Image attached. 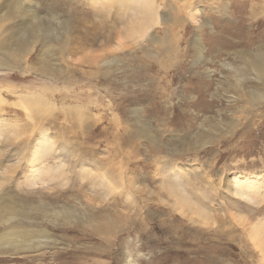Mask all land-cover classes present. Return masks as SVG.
<instances>
[{
	"label": "rangeland",
	"instance_id": "obj_1",
	"mask_svg": "<svg viewBox=\"0 0 264 264\" xmlns=\"http://www.w3.org/2000/svg\"><path fill=\"white\" fill-rule=\"evenodd\" d=\"M36 1L38 15L53 12L57 22L45 19L59 35L67 31V55L60 59L58 37L47 40L44 54L40 36L25 71L13 62L0 67V172L7 164L17 167L0 195L12 204L65 207L101 223L95 229L81 220L51 226L33 214V225L51 234L48 245L0 254V264H264L251 235L254 228L264 231V101L256 110L246 105L225 64L242 67L240 52L264 47V0H188L190 12L180 0ZM169 12L174 25L161 24ZM27 21L12 13L2 22L0 56L22 45ZM134 22L142 35L129 31L121 38ZM164 30L179 48L172 59L161 45L147 43ZM195 33L203 48L197 62ZM148 49L167 61L143 53ZM111 56L122 61L99 67ZM245 75L241 84L249 91L258 83L251 72ZM33 95L55 109L29 115L19 101ZM74 104L87 113L85 121L62 110ZM137 121L144 135L133 137ZM228 121L236 127L206 137L208 124L226 129ZM43 130L49 149L40 162L50 171L39 169L41 181L30 175L21 148L23 157L38 150ZM205 139L214 144L200 147ZM67 142L70 152L59 147ZM236 175L252 177L259 192L236 186Z\"/></svg>",
	"mask_w": 264,
	"mask_h": 264
},
{
	"label": "bare ground",
	"instance_id": "obj_2",
	"mask_svg": "<svg viewBox=\"0 0 264 264\" xmlns=\"http://www.w3.org/2000/svg\"><path fill=\"white\" fill-rule=\"evenodd\" d=\"M77 1H80V0H77ZM93 1L95 3L96 2L97 3L105 2V0H97V1L92 0V2ZM109 1H111V0H109ZM180 1H181V3L179 2L180 3L179 6H181V8L184 9L185 7H188L189 12L192 10V7H190L191 5H193V4H191L192 2L190 3V1L188 2V0H180ZM174 3H176V2H174ZM186 3L189 5L191 4V5L189 6ZM37 4H38V1H36V0H15V2H13V3H12V0H0V33H1V31L4 32V29H5V25L3 26L2 22L8 20V16L12 15V13L14 16H16L18 18L19 21L27 19L28 20L27 24L29 23V27H31V29L26 30L28 37L24 38L23 43L20 47H17L16 49L9 51L8 53H4L3 56H0V67L12 68L14 65L11 62H13L15 64V66H20V68L22 70L24 69V71H25V69L29 67V64L27 63L28 62L27 56L31 53V51L35 47V44L38 41V39L40 38V36H41L40 42L44 46H47L43 51L44 54L48 53L50 51L51 45H49L48 41H51L55 37H58L59 45L56 46V48L58 49V51L60 53V59L61 60L66 59L65 57L67 55V45H68L67 31H64L62 34L59 35V33H57V30L55 29L56 26H52L48 22V19H45V18L53 17V18H55V20L57 22V17H55L56 15H54L53 12H49L48 10H46V12L43 16L38 15V13L40 14V11H37V7H36ZM144 7H146V6H144ZM168 8L169 7H167V10H168ZM177 10H179V9H177ZM144 11H145V9H144ZM181 13H179L180 16H181ZM47 14H49L48 17H47ZM149 19H151V18H149ZM176 19L177 18L173 15V12H169L167 14H165V13L162 14L159 20H161L160 21L161 24L163 23L164 25L169 26L170 24L174 25L172 23H174ZM135 23L136 22H134V25H131L129 28L126 27L127 29L125 28L124 30H121L119 36L121 38H126V37H128V34H130L129 31L131 33H134V34H141L142 35V32H144V31H141L142 28L139 27L140 25H138V27H136L137 25ZM139 23H140V21H139ZM204 23H205V21H204ZM205 24L209 25L207 23V21ZM65 25H67L66 22H64L63 24H60L59 27L63 28V26H65ZM49 29L51 30V32L49 31ZM145 29H146V27H145ZM163 34H164V36L157 35L156 33L151 34V35L148 34V35H150V37L148 38L147 43L149 45H151V44L152 45H155V44L161 45V47H162L161 51H164V53L167 54L169 56V58H171L170 52L175 50L176 45H175V42H173L174 40L171 39L172 34L170 33V31L164 30ZM199 34L200 33H195L194 34L195 37L193 39L194 45H196L195 46L196 47V51H195L196 57L194 59L196 62L199 60V58L203 57V53H202L203 48L199 47V42H198V39L200 36ZM23 37L24 36H22L21 38H23ZM139 37H140V35H139ZM117 44L118 45H115V46H118V47L121 46L119 44V42H117ZM176 49H177L176 50V53H177L179 48H176ZM143 53L149 55V57L152 56L156 60H159V62L161 64L165 63V60L167 61V59H163L161 56H157L156 52H152L151 49L144 50ZM239 56L242 59V61H241L242 67L232 68L233 66L230 65L231 62L229 64L228 63H225V64L231 70V73L233 72V76L234 75L236 76V79H235L236 80V83H235L236 87H234V88L240 89L243 93V94L241 93L242 96L243 95H244L243 97L246 96L245 98H241V99H244V102H246V105L247 104L251 105L253 108L255 107L254 110H256L257 106L260 105L261 103H263V101H264V47H261L259 45L255 51L249 52V53L248 52H240ZM121 57L122 56H116V57L111 56V57H109V59H106L107 58L106 57V58L102 59L98 63V65H99V67L102 65L108 66L107 64H110L113 60L115 63L121 62L122 61ZM38 60L40 61V66H41L43 60L39 56H38ZM95 63H96V61H95ZM229 66H232V67H229ZM62 69L63 68L60 67V70H62ZM248 72H251L254 75L253 79H254V81H257L255 83H258V84L256 87L249 89V91H245L242 87L241 81L243 82L246 78H248V76L245 75ZM235 76H234V78H235ZM245 76H247V77L244 80H242ZM252 83H254V82H252ZM246 85H247V83H246ZM240 95H238V96H240ZM232 97H235V95H233ZM0 99L1 100L3 99V97L1 98V95H0ZM237 100H238V98H237ZM3 101H4V99H3ZM47 102H46V99L44 100V98L41 97L40 95H33L31 97H23L21 99V102L19 101V103H21V107L25 108L26 111L31 116L38 115V113H39L38 111H41V113L44 112V110L53 111V109H55V108H53L54 104L53 103L49 104V102L48 103ZM70 108H72V110H69ZM62 110L67 111L66 112L67 117H68V114H71V113L74 114L75 113V116L74 115L73 116L76 118V121H85V119L87 118V113H85L83 110V107H81L78 104L70 105V106H68ZM247 112L248 111L246 109L243 110V113H247ZM236 125H237V123L235 121H233V122L228 121L227 122L228 128L223 129L222 127H218L217 123H210V124H208L210 133L206 137L211 138V140H212L213 137L211 135L217 131L219 132V136L220 135L223 136L224 133L227 134V132H229L231 129H234L236 127ZM137 126L139 127V129H136V131H134L132 133L133 137H136L137 135L138 136L144 135L143 130H142V125L139 121H137ZM45 138H47V134L45 133V130H43L41 140L37 142L38 144H41L42 146L39 145L38 150H32V153L29 155H26L23 157L22 153L24 151V148H21L22 160H24V164H27V166H28L27 168L30 169L29 172H30V175L32 177H38V178L40 177L41 174L38 173L40 171L39 169H42L43 173H45L46 171H50L49 166L48 167H42V165H41V162H42L41 159H43L47 155V150L49 149L48 142L44 141ZM211 140L205 139L203 142H201L200 147H203L206 144H208V145L211 144L212 143ZM51 143H53V142H51ZM213 144L214 143H212V145ZM59 147L64 149L66 152H70L71 148H72V146L68 142L67 143H61ZM184 148H185L184 146L182 148H174V153L175 152H182ZM65 151H64V153H65ZM15 162H17L19 165L21 164L20 160H17ZM80 164H83V163L80 162ZM9 165L7 164L0 172V189L3 186L8 185L9 180H12V175L9 174L10 170H12L14 172L15 169H17V167H14V166H16V164L15 165L12 164L10 166ZM98 167L101 168L103 166L101 164H98ZM84 169L86 170V168H84ZM51 172H52V170H51ZM105 176L107 179H111V177L108 176L107 174ZM237 177H239V176L236 175L234 178V183L236 186L238 184L240 187L245 186L247 188V190L248 189H249V191L251 190V192H248V193L255 194V193L259 192V190H260L259 188L252 187V184L255 181L252 177L249 178V177L245 176L243 180H241ZM50 178H53V176H51ZM39 179L42 181V178H39ZM107 187L110 188V190H112L110 183H109V186H107ZM234 188H235V186H234ZM243 190L245 191V189H243ZM256 190H258V191L256 192ZM256 195H259V194H256ZM245 198H247V195H245ZM249 201L254 202L253 199H250ZM203 212H206V211L203 210ZM33 214L35 216H36V214H38L43 219L47 218L49 220L48 223L51 224V226L56 221L70 222L73 220H75V221L81 220L82 221L81 223L92 225V227L95 229L98 226V224L101 223V220H98V218H96V220H95L94 218H92L90 215H87V214H82L81 216L76 215V214H73V212L69 211L68 209H65V207H62L61 209H57V207H54V206L47 207V206H44V204H42L39 207H32V205L26 204L25 201H21L18 204H12V202H9V198L5 199L3 195H0V226L3 227V229L0 231V254L12 255V254H15L18 252L34 251V250L40 249L41 247L48 245V240L51 238V234L49 233L47 228H45L46 226L43 227L40 225L39 226L33 225L35 223L31 220V218L35 217ZM106 218H108V219L107 220L105 219L106 220L105 223L106 224L108 222L111 223V219L109 217H106ZM23 219H25L26 221H24ZM27 219H28V221H27ZM24 222H26V223H24ZM36 223H38V222H36ZM56 223H59V222H56ZM261 230L263 231V229H261ZM252 231L253 232H251V235H253V236L256 235V237H258V239H255L256 240L255 243H258V245L261 249V253L264 256V231L261 232L258 228H254V229H252ZM249 237H250V235H249Z\"/></svg>",
	"mask_w": 264,
	"mask_h": 264
}]
</instances>
